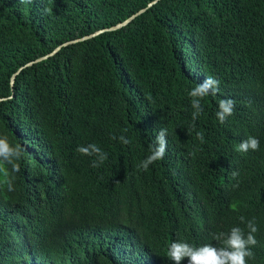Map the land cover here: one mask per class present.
I'll list each match as a JSON object with an SVG mask.
<instances>
[{"label":"trees","instance_id":"1","mask_svg":"<svg viewBox=\"0 0 264 264\" xmlns=\"http://www.w3.org/2000/svg\"><path fill=\"white\" fill-rule=\"evenodd\" d=\"M208 76L220 92L193 122ZM0 136L24 149L0 185V264H172L173 241L220 247L241 216L264 264V0H0ZM92 143L100 167L76 151Z\"/></svg>","mask_w":264,"mask_h":264},{"label":"clouds","instance_id":"2","mask_svg":"<svg viewBox=\"0 0 264 264\" xmlns=\"http://www.w3.org/2000/svg\"><path fill=\"white\" fill-rule=\"evenodd\" d=\"M33 0H19L21 4H31ZM221 81L213 76H208L200 83L196 84L188 95L191 98L192 121H196L203 113L202 100L209 95H216L220 92ZM235 102L231 99H221L216 113L217 120L223 124L227 118L233 114ZM197 138L203 141V133L197 132ZM112 139H117L113 136ZM119 141L127 145L130 141L123 135ZM167 129L161 128L155 137V142L149 145V155L138 165L140 170L147 171L153 163L163 159L167 150ZM259 140L255 137H248L239 143L240 152L257 151ZM76 151L84 156L95 157L92 167H100L107 159V153L98 145L92 143L86 146H79ZM24 149L19 145H12L6 136H0V185L7 188V191H14V174L20 171L19 160L22 158ZM237 173L233 172L235 177ZM240 223L245 227H232L227 233L220 232L213 235V240L221 246L212 244L194 248L192 245L173 241L168 249V258L172 264H181L187 259L188 264H248V259L254 257L251 251L257 245L255 234L258 231L254 220H245L239 217Z\"/></svg>","mask_w":264,"mask_h":264},{"label":"water","instance_id":"3","mask_svg":"<svg viewBox=\"0 0 264 264\" xmlns=\"http://www.w3.org/2000/svg\"><path fill=\"white\" fill-rule=\"evenodd\" d=\"M155 2H157V1H154L153 3H155ZM153 3H151L150 5H152ZM150 5H149V6H150ZM144 10H145V9H144ZM144 10H142V11L138 12L137 14H135L134 16L130 17L125 23L129 22V21L132 20L134 17L138 16V15H139L141 12H143ZM125 23L119 24V25H117L116 27L111 28L110 30L118 29L119 27L123 26ZM98 33H100V31L97 32L96 34H98ZM96 34H94V35H96ZM94 35H92V36H94ZM89 37H91V36H89ZM86 38H88V37H86ZM86 38H83V39H86ZM83 39L73 40V41H70V42H68V43H65L64 45L69 44V43H76V42L81 41V40H83ZM11 85H13V79H12V81H11Z\"/></svg>","mask_w":264,"mask_h":264}]
</instances>
